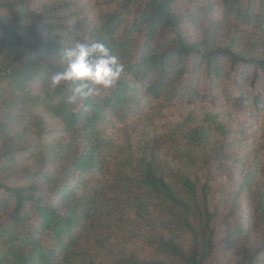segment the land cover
<instances>
[{"label": "trees", "instance_id": "obj_1", "mask_svg": "<svg viewBox=\"0 0 264 264\" xmlns=\"http://www.w3.org/2000/svg\"><path fill=\"white\" fill-rule=\"evenodd\" d=\"M142 1L101 0L105 9L94 17L81 16L70 0H37L40 13L32 0H0V105H7L0 137L23 128L39 141L34 165L22 171L14 151L0 156V264H264L258 135L246 142L254 157L234 196L232 215L246 213L222 246L207 185L198 190L177 168L163 169L155 135L138 136L142 150L133 155L119 152L130 139L118 142L132 116L151 108L209 109L224 101L264 115L256 87L264 73V0H146L119 36ZM134 31L143 44L132 61ZM77 42L105 44L124 72L107 92L69 103L74 85L53 88L50 79L64 70L63 50ZM230 74L241 80L237 96L223 93ZM39 112L62 125L61 140H44L52 130ZM253 237L258 245L249 252Z\"/></svg>", "mask_w": 264, "mask_h": 264}, {"label": "rangeland", "instance_id": "obj_2", "mask_svg": "<svg viewBox=\"0 0 264 264\" xmlns=\"http://www.w3.org/2000/svg\"><path fill=\"white\" fill-rule=\"evenodd\" d=\"M36 1L32 0L34 4L32 7L36 9V13H40L37 12L39 7L36 6ZM70 1L76 3L77 11L79 10L81 16H86L83 14L87 13L96 17L102 9H105L101 0ZM145 1L135 4L133 13L125 20L119 36L142 12ZM161 36L166 37L169 34L164 32ZM231 37L230 34L229 40ZM130 40L133 61L140 53L143 38L140 32L134 31ZM234 47L237 52L242 49L238 43ZM241 69L242 67L236 68L235 73H239ZM240 87L241 80L237 79L234 74H230L228 81L223 86V93L237 96L241 90ZM256 87L258 92L264 95V73ZM112 88L113 85L108 89L100 90L99 93L103 94ZM9 102L10 99H7L6 104ZM133 105L134 103H131L130 106ZM6 109L7 105H0V122L3 120V115H7L4 113ZM8 114L13 115V113ZM22 114L27 116L26 113ZM38 114L42 115L46 127L52 130V134L45 135L44 140L48 141V145L61 140L62 136L56 133V130L62 128V125L54 122L46 113L39 112ZM128 123L129 125L125 128V130L128 129L126 134L124 133L123 138L118 142L124 145V141L128 138L132 146L122 147L119 151L121 154L131 153L133 155L136 150H142V147L137 149L134 144L138 136L145 139L146 134L155 135L157 140L154 147L158 150L157 159L163 169L177 168L184 177L197 183L198 190L203 184L207 185V208L211 214H218L213 228L215 242L221 245L224 238L234 230L235 220L243 217L246 213L245 207H243L244 212L241 215H232V211L235 209L234 196L245 173L247 163H250L253 160V154L264 146V115L254 116L250 110L243 112L238 108L232 109L222 101L220 107L209 109L176 107L160 111L151 108L144 117L134 114ZM250 135L259 137L253 154L247 155L249 153L245 150L246 142ZM94 137H97L101 144L103 143L102 132L98 131ZM63 139L65 141L66 137L64 136ZM38 142L34 131L19 129L11 136L0 137V156L8 150L14 151L18 170L22 171L34 165L35 158L30 153L34 152L32 148L37 147ZM151 145L150 143L146 144L147 152L150 151ZM186 241L189 242V239L186 238ZM257 245L258 242L253 237L247 245V250L250 252ZM127 248L128 246H126ZM238 254H242V252L239 251ZM226 261L229 260L226 259ZM217 262L220 261H215L213 264Z\"/></svg>", "mask_w": 264, "mask_h": 264}, {"label": "clouds", "instance_id": "obj_3", "mask_svg": "<svg viewBox=\"0 0 264 264\" xmlns=\"http://www.w3.org/2000/svg\"><path fill=\"white\" fill-rule=\"evenodd\" d=\"M61 60L64 70L51 77L50 85L56 88L71 82L74 88L67 97L69 103L98 95L100 90L114 85L124 72V65L101 42H77L63 50Z\"/></svg>", "mask_w": 264, "mask_h": 264}]
</instances>
